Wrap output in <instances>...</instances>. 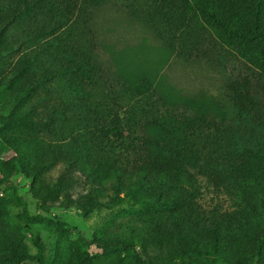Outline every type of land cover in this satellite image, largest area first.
<instances>
[{
	"label": "rangeland",
	"instance_id": "obj_1",
	"mask_svg": "<svg viewBox=\"0 0 264 264\" xmlns=\"http://www.w3.org/2000/svg\"><path fill=\"white\" fill-rule=\"evenodd\" d=\"M152 1L0 0L1 159H21L22 168L9 171L25 203L18 205L0 182V264H135L130 256L104 253L92 239L131 243L167 261L199 252L214 264H264V147L247 149L246 135L220 123L204 148L227 156L234 151L230 140L242 138L244 169L187 167L193 178L176 188L139 170L148 136L161 138V127L162 143L173 142L176 120L235 114L222 79L249 74L237 48L214 40L202 45L214 34L207 26L205 33L184 31L178 41L167 34L157 39L155 31L144 38L135 25L125 34L120 23L106 34V24L119 17L99 11L102 5L119 4L121 16L139 25L155 9ZM185 1L208 7L213 0ZM147 21L146 29L154 26ZM98 36L112 45L99 47L103 54L94 50ZM198 41L222 55L220 72L199 57ZM151 70L161 89L145 85ZM215 135L220 147L212 145ZM68 162L81 174L74 191L57 185ZM245 175L250 179L242 186ZM193 190L192 210H177L176 197ZM79 192L93 195L86 208L78 205ZM25 212L48 219L33 228L44 249L20 222ZM186 233L198 242L187 247L179 239Z\"/></svg>",
	"mask_w": 264,
	"mask_h": 264
},
{
	"label": "trees",
	"instance_id": "obj_2",
	"mask_svg": "<svg viewBox=\"0 0 264 264\" xmlns=\"http://www.w3.org/2000/svg\"><path fill=\"white\" fill-rule=\"evenodd\" d=\"M106 4V7L104 8L102 7L104 5H102L99 11L103 10L107 14L111 13L119 17L115 22L111 21L106 24L108 27L106 34L113 35L114 26L120 23L123 26L125 34L129 32L126 27L135 25V27H138L143 32L144 38L146 35L151 36L148 34L149 32L155 31V34H153L156 36L152 35V38L159 39L158 35L167 34L178 41L177 38L182 37L184 31H192L194 29L205 33L211 29L214 33L212 38L201 39L202 45L208 42L213 44L214 40L218 44L221 43L222 45H230L234 49L237 48L238 52L236 56L241 57L240 62L244 63L246 70L249 71V74L245 77H241V74L238 73L239 77L237 76L236 79L228 83L222 79L224 88L226 87L229 90L227 94L230 93V97L234 100L236 106L235 114L229 116L223 113L222 115H217L216 119H210L204 115L201 117H185L181 122L176 120L180 124L177 126L179 134L175 135L176 140L173 142L162 143L166 137V132L165 128L161 127L159 129L161 138L148 136L147 149H145L146 152L141 154L143 162L139 170L155 176L156 179L167 183L171 188H176L182 184L190 183L189 180L193 178L192 172L187 167L195 169L208 164L218 170L223 167L229 169L236 168L238 171L244 169L243 164L246 157L244 156L245 152L240 148L242 138L240 140H230V147H234V151L227 156L209 153L204 148V142L211 140V136L208 133L210 128H217L220 123H225L230 125L232 129L237 128L241 134L247 136L245 146L247 149H253L254 143H257V146L264 147V0H213L208 7L194 6L185 0H153L152 6L154 4L155 9H148V16H144V21L141 22L142 25L139 23L140 26L136 25L137 22L135 20H126L123 15L121 16L122 7L117 6L119 4L108 2ZM121 6L123 5L121 4ZM125 7L128 9L129 5ZM156 17H160L161 19L156 20ZM104 19L107 18L105 17ZM148 19H154L155 21V23H152L154 26H150V29H146L145 25H149L150 21H147ZM198 19L203 21L205 26L199 24L197 22ZM97 20L98 14L95 17V22ZM97 24L98 22L94 26L95 31H99ZM206 26L210 29H207ZM106 41H103L99 36L97 37L94 44L95 53H102L99 47L112 46L107 44L108 42ZM195 49L199 51L201 59L215 65L217 71L220 72L221 64L224 62L222 55L204 49L200 46L199 41ZM87 59H92V57H87ZM92 69L89 68L88 70ZM86 76L88 85H91L93 83L90 80V77H92L91 73L88 72ZM146 78H143L147 80L145 85L148 82V86L154 85L158 89L162 88L156 76H152V70L151 72H147ZM105 82V85L109 84L108 81ZM242 90H245V94L241 93ZM259 95H261L260 100L257 98ZM244 101L246 109L242 107V102ZM245 114L251 116L253 119H245ZM212 142V145L220 147L222 137L215 135ZM215 152L217 153V151ZM2 154L3 149L0 147V182H7L17 204L24 206L25 203L19 194V188L9 171V167L22 168L21 159L14 157L8 161H3L1 159ZM79 175L81 174L78 172L75 164L68 162L62 167L61 176L57 184L58 188L60 190L69 189L74 191L79 185V181L77 180ZM247 179H250V177L245 175L242 181L239 180L242 186L245 185L242 182H245ZM194 198H196L194 190L190 193H182L181 196L175 199V208L177 210L185 209V212L192 210ZM92 199L93 195H88V192H79V197L77 198L78 205L82 209L86 208ZM108 216L104 215L101 217V220H106ZM19 220L26 229L32 232L40 247L44 249L40 234L35 232L33 228L35 224L43 223L48 219L41 215L31 216L28 212H25L19 216ZM48 222L53 224L52 221ZM191 225H193L192 221ZM183 231L186 232L185 229ZM179 239L184 241L187 247L195 245L199 240L194 235L188 233L184 235L180 234ZM90 244L96 245L104 253L115 252L119 256H130L134 259L135 264H214L215 262V259L204 256L199 252L186 255L180 260L167 261L161 257L152 258L145 250L139 249L134 244L122 241L105 242L92 239ZM120 264H122V261H120Z\"/></svg>",
	"mask_w": 264,
	"mask_h": 264
}]
</instances>
